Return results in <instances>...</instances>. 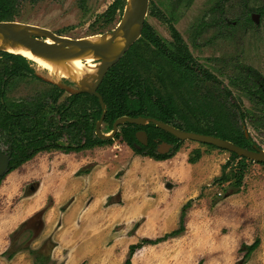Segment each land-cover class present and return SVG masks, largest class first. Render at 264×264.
<instances>
[{"label": "rangeland", "instance_id": "374dc122", "mask_svg": "<svg viewBox=\"0 0 264 264\" xmlns=\"http://www.w3.org/2000/svg\"><path fill=\"white\" fill-rule=\"evenodd\" d=\"M112 1L37 0L33 2L21 0V13L18 19L26 23L50 28L57 34L73 38L101 35L95 31L98 26L97 21L99 15L106 10ZM262 3L264 0H150V10L156 14L149 11L147 22L167 40L172 39L170 26L173 24L187 42L197 62L228 86L233 95L241 97L245 107L252 109V101L233 85L231 79H237L240 75L241 66L252 67L264 77V21L259 25H248L246 19L249 14V7L259 6ZM123 13L124 11L116 15L115 20L106 27L105 33L116 26ZM94 63L98 64L95 60ZM151 67L152 77L156 80L159 79L161 75L157 74L154 66ZM38 70L48 79L45 81L19 80L14 97L33 98L35 95L40 96L42 92L52 90V82L60 84L62 77H67L55 74L48 69L52 74L51 76L48 72L43 71L41 66H38ZM93 78L89 77L79 85L91 86ZM67 95L68 93L65 92L62 100ZM246 124L247 131L257 144L264 148V126L257 128L249 119ZM102 130L103 132L107 131L105 123L102 125ZM61 141L68 142L64 137L61 138ZM195 148H201L203 154L196 164L192 165L188 161V157L190 151ZM82 151L67 156L70 163L71 160L85 162V165L77 171L76 174L78 175L85 173L84 171L90 170L95 165L101 164L100 167H95L97 168L96 173L103 172V176L105 178L108 176L109 180H114L117 186L121 179L126 177L127 191H132V178L135 180L139 177L143 181L146 177H150L149 180L151 181H161L158 183L160 187H156L158 185L155 183L152 188L147 189V183L142 184L140 182L139 186L142 190H146L145 193L155 192L156 197H164L165 195L160 193L159 188L167 189L169 194L166 195V200L170 199L173 202L177 196L183 192H188L190 199L186 203L190 201V206L186 211H189L199 198L204 195L209 197L210 201L207 205L210 206V211H205L204 216L192 215L189 221L185 215V230L179 234L184 235L170 242V244H166V247H155L160 251L159 256L167 255L169 259L175 261L176 257L173 252H180L185 257H187L186 254L193 253L196 264H212L210 255L212 252H207L206 249L212 250L211 245L216 243L219 244L220 248V264H264V165L257 161L248 162L242 185L237 189L231 187L227 182L220 184L215 181V178L221 175L222 165L230 157V151L209 147L202 142L191 139L181 140V147L171 157L160 160L136 153L121 136L116 135L112 137L110 143ZM61 153L63 150L41 151L9 172L0 181V212L12 210L21 202L24 195L36 189L39 180L34 172L40 164H50L51 162L53 164L59 161L61 165L67 163L66 160L58 157L62 155ZM175 156H177L176 159L181 160L183 167L175 168L170 166V162H161V160L171 158L173 160ZM237 161L235 162L237 163ZM184 166H187V169ZM143 177L145 178L143 179ZM56 183L55 181L54 184H49L45 193L52 194L55 191L54 187H62L61 184ZM70 185H73V182L67 179L64 188L67 190ZM122 190L124 189L121 188L116 193L114 197L116 201L121 198ZM86 191L94 196V190L91 187H88ZM114 198L109 197L108 201L110 202ZM48 199L44 208L35 215L25 228L18 231L20 224L13 232L4 233L2 237L0 236V264H26L30 258L34 260V257L25 247L32 246L39 249L45 240L52 239L49 236L45 240L43 239L39 243L40 245L37 243V247H34L39 234L47 226L45 221L46 209L53 203L51 195ZM126 205L127 208L131 209L127 202ZM215 206L219 208L217 212L219 216L214 217L213 220L211 217L217 216L214 210L216 208H212ZM193 216H197L196 218L204 217L209 221V225H216L217 227L211 229L209 226V231L204 234L203 231L197 230ZM180 218L181 214H179L177 225L170 231L180 226ZM189 222L191 223L189 224ZM33 224L36 225L32 226ZM187 225L189 226L188 231ZM126 226L124 223H116L109 231V237L119 234L117 239L123 238L124 243L128 237H131L126 234L128 232ZM29 227H34L36 230L30 231ZM172 237L175 236L168 238ZM143 238H140L136 243L141 242ZM234 239L236 241L234 247L236 255L227 259L229 249L232 248L230 243H233ZM257 239L259 240L257 247L248 252V246ZM113 241L115 238L111 239L110 243ZM123 243L118 244L117 256H120L123 250ZM18 249L19 251L12 258L17 257V259L13 262L11 259H7V253L15 252ZM20 252H26L30 256L24 254L21 258ZM43 252L46 255L50 253L47 264H56L51 258L49 243L44 247ZM170 254L172 255L169 256ZM126 258L127 256L122 259L121 263L115 262L114 264H124Z\"/></svg>", "mask_w": 264, "mask_h": 264}, {"label": "trees", "instance_id": "16d2710c", "mask_svg": "<svg viewBox=\"0 0 264 264\" xmlns=\"http://www.w3.org/2000/svg\"><path fill=\"white\" fill-rule=\"evenodd\" d=\"M126 2L127 0H114L107 10L99 15L97 22L99 27L112 23L117 11L122 12ZM20 6L21 0H0V20L18 18L21 13ZM151 13L156 14L152 10ZM248 20H250L249 17ZM170 28L173 39L167 40L145 22L142 36L106 73L98 87V92L106 103L104 123L107 131L112 130L115 120L124 115L154 117L181 129L219 136L250 149L260 148L247 131L246 122L249 119L257 128L264 126V79L255 69L244 66H241L237 79H231L233 85L252 101V109L245 107L241 97L233 95L228 86L197 62L173 24ZM2 59L8 79L26 75L34 78L41 77L36 68L31 66L32 61L22 55L2 52ZM151 66H154L157 74L161 75L159 79L152 77ZM58 93H63L61 88ZM52 111H55V108ZM102 112L103 108L95 94L84 91L69 95L56 109L58 135L68 134V144L44 145L45 139L52 141L56 137L55 131L51 128L54 118L48 116L44 103L39 102L35 109H28L29 120L32 124L35 121V125L33 127L29 124L27 127L28 142L26 144L18 141L10 171L18 168L43 149L81 151L110 143L112 138H101L95 133L96 124ZM139 129H144L150 136L169 137L175 142L172 152L163 154L145 151L143 150L145 146L142 148L135 146L134 142H137L135 132ZM40 135L43 136L39 138ZM115 135L121 136L136 153L158 160L171 157L181 147V141L177 137L153 122L141 125L127 121L120 125ZM202 144L219 148L210 143L202 142ZM202 154L201 148H195L190 151L188 161L196 163ZM236 160H238L237 163ZM251 161L253 160L230 151V157L222 165L221 175L217 176L215 181L220 184L227 182L231 187L239 189L245 177L248 162ZM258 163L264 165V162ZM189 206L190 201L182 207L178 228L155 239L144 237L141 242L130 244L124 264H131L132 255L144 244L158 243L170 236L181 234L185 230L184 216ZM27 224L22 223L18 231L25 228ZM29 228L33 232L36 230L34 227ZM47 243L50 244L51 249L55 245V242L49 239L45 240L39 249L32 246L25 247L33 255L34 264L48 263L50 253L48 256L43 252ZM258 244V239L252 242L248 246V252L253 251ZM18 251L19 249L7 253V259H12Z\"/></svg>", "mask_w": 264, "mask_h": 264}, {"label": "crops", "instance_id": "0c3cea01", "mask_svg": "<svg viewBox=\"0 0 264 264\" xmlns=\"http://www.w3.org/2000/svg\"><path fill=\"white\" fill-rule=\"evenodd\" d=\"M79 152L83 151L61 153L62 155L58 157L67 161L63 165L59 161L53 164L52 162L50 164H40L37 167L34 172L39 180L36 189L24 195L21 202L12 210L0 212L1 237L4 233L13 232L20 224L43 209L49 200V195H51L53 203L46 209L45 221L47 226L39 234L34 247H37V243L40 245L39 243L43 239L45 240L49 236L52 237L55 245L51 249V258L56 264L121 263L122 259L127 256L130 244L136 243L143 237L155 239L158 236H163L177 225L181 209L186 201L190 199V196L187 194L188 192H183L173 202L170 199L166 200V195L169 194V190L167 189L162 190L159 188L160 193L165 195L164 197H156L155 192L145 193L146 190H142L139 186L140 182L142 184L147 183V189L152 188L155 183L158 185L161 182L151 181L149 180L150 177H143V179L145 178L143 181L139 177L135 180L132 178V191H127L128 186L125 185L126 177L121 179L120 184L117 186L114 180H109L108 176L105 178L103 172L99 171L96 173L97 166L100 167L101 164L95 165L88 172L78 175L76 174L77 171L85 165V162L71 160L70 163L68 161L70 159L67 156L78 154ZM173 158V160L171 158L161 160V162H170V166H174L175 168L183 167L181 160L176 159L177 156ZM190 164L194 165L196 163ZM184 168L187 169V166H184ZM67 179L70 182L72 181L73 185L68 186L66 190L64 184ZM55 181L61 184L62 187H54L55 191L52 194L45 193L49 184H54ZM15 186L19 187L18 185ZM88 187L94 190V196L92 193L86 191ZM121 188L124 189L122 190L123 193H121L122 196L119 198V201H116L114 197ZM109 197H113L114 199L109 202ZM209 201L210 199L206 195L199 198L198 202H195L190 207V210L186 211V219L189 221L192 215L204 216L206 214L205 211H210L211 209L207 205ZM126 202L130 205L131 209L127 208V205L125 206ZM144 205L147 207H142ZM212 208H216L214 210L217 215H213L211 217L213 219L219 216L217 213L219 208L216 206ZM147 213L148 215H146ZM193 217L195 218L194 225L197 226V230L203 231L204 234L207 233L206 231H209V226H211V229L216 226L209 225V221L204 217ZM116 223L127 225L126 229L128 232L126 234H129L131 237H128L124 243L123 238L117 239L119 234L111 235V238L109 237V231L112 230ZM188 230L189 226L187 225ZM183 235L168 238L158 243L144 244L132 255L131 264H196L197 262L194 259L195 255L193 253H188L186 254L187 257H185L180 252H173L176 258L175 261H172L167 255L159 256L160 251H158V248H155L158 246L166 247V244H170V242L181 238ZM113 238H115V241L110 243V240ZM119 243H123V250L120 256H117L116 252ZM230 245H232V248L229 249L230 252L227 259L236 255L234 248L236 245L235 239ZM211 247L212 250L206 249V251L212 252L210 254L212 264H220L219 244H212ZM24 254L30 256L26 252H20L21 258ZM15 259L17 257L11 259V261L13 262ZM28 261L26 264H34L31 258Z\"/></svg>", "mask_w": 264, "mask_h": 264}, {"label": "water", "instance_id": "95a60500", "mask_svg": "<svg viewBox=\"0 0 264 264\" xmlns=\"http://www.w3.org/2000/svg\"><path fill=\"white\" fill-rule=\"evenodd\" d=\"M149 3L150 0H127L120 22L114 29L102 35L71 38L58 35L51 29L36 24L16 20H5L0 21V40L4 46L23 45L33 54L49 60H61L87 54H94L97 59H100L97 71L89 76L94 77L91 86L84 87L79 85L82 82L84 83L89 77L81 81H76V88L66 87L60 83L62 87L68 88L71 92L87 91L98 96L103 108L101 118L96 124V133L100 137H114L119 126L127 121L136 124L153 122L158 127L174 134L180 139H191L203 143H210L219 148L236 152L238 155L245 156L250 160L264 162V148L250 149L219 136L181 129L154 117H133L124 115L115 120L110 133L102 132L101 126L106 113V103L97 89L108 69L115 64L141 36L149 10ZM4 46H0V49H4ZM136 137L141 142H147L148 136L144 130L138 131ZM7 159V156L0 157V175L4 174L6 171L8 165Z\"/></svg>", "mask_w": 264, "mask_h": 264}, {"label": "flooded vegetation", "instance_id": "af4514ba", "mask_svg": "<svg viewBox=\"0 0 264 264\" xmlns=\"http://www.w3.org/2000/svg\"><path fill=\"white\" fill-rule=\"evenodd\" d=\"M114 1V0H113ZM112 1V2H113ZM179 1H182V0H179ZM188 1V0H187ZM111 4V3H110ZM109 4V5H110ZM108 5V6H109ZM126 6V5H125ZM125 6L123 8V11L125 9ZM108 8V7H107ZM106 8V10H107ZM105 10V11H106ZM104 11V12H105ZM119 11V10H118ZM117 11V14L120 12ZM149 11L150 10V3H149V10H148V14H149ZM248 12L249 14L247 15L246 19H247V23L248 25H259L261 24L262 21H264V3H262L261 5L259 6H250L249 9H248ZM103 13V12H102ZM101 13V14H102ZM116 14V15H117ZM147 14V16H148ZM147 16H146V19H145V22H147ZM19 17V16H18ZM248 17L250 18V20H248ZM122 18V17H121ZM16 21H21L19 20L18 18L14 19ZM14 20H11V21H14ZM115 20V19H114ZM113 20V21H114ZM121 20V19H120ZM120 20L117 22V24L120 22ZM0 21H5V20H0ZM8 21V20H6ZM23 22V21H21ZM98 22V21H97ZM144 22V24H145ZM26 23V22H25ZM148 23V22H147ZM235 23V22H234ZM98 26L96 28V32L97 33H102L104 34L105 33V30H106V27L108 26H105V27H99V23H97ZM111 24V23H110ZM109 24V25H110ZM116 24V26H117ZM115 26V27H116ZM114 27V28H115ZM144 27V25H143ZM112 28V29H114ZM50 29V28H49ZM111 29V30H112ZM177 29V28H176ZM52 30V29H51ZM110 30V31H111ZM178 30V29H177ZM53 31V30H52ZM143 31V29H142ZM54 32V31H53ZM109 32V31H108ZM57 34V33H56ZM181 34V33H180ZM58 35H61V34H58ZM172 35V34H171ZM66 36V35H64ZM92 36H96V35H92ZM142 36V34H141ZM140 36V37H141ZM70 37V36H68ZM84 37H87V36H84ZM139 37V38H140ZM73 38V37H71ZM81 38V37H80ZM138 38V39H139ZM137 39V40H138ZM173 39V38H172ZM171 39V40H172ZM184 39V38H183ZM136 40V41H137ZM135 41V42H136ZM134 42V43H135ZM133 43V44H134ZM185 43L187 44V42L185 41ZM132 44V45H133ZM131 45V46H132ZM188 45V44H187ZM130 46V48H131ZM152 47L153 44H151ZM189 47V46H188ZM129 48V49H130ZM128 49V50H129ZM190 49V48H189ZM127 50V51H128ZM126 51V52H127ZM191 51V50H190ZM2 52H9V51H6L4 49H0V157L1 156H7V160H8V165H7V168H6V171L4 174L0 175V179H3L9 172L13 171L11 170L10 171V166H11V163H12V160H13V154L14 152L16 151V147H17V144H18V141H20V143H23V144H26L28 142V137H27V127L28 125L32 124V121L29 120L30 117L28 116V109H35V107L37 106V104L39 102L41 103H44L46 104V109H47V112L49 113V117H52L54 118V123L52 125V130L55 131L56 133V137H54L52 139V141H49V139H45L43 141V144L44 145H49V144H59V143H62V144H68V142L64 143L61 141V138H65L67 141H69V135L66 134V133H63V135L59 136L58 135V129H57V125H58V116L56 114V109L58 107V105L61 103V102H64L67 97L71 94H73L74 92H71L68 88L66 87H70V88H76L77 87V83L75 80H72L70 78H67V77H62V82L61 84H63L64 86L66 87H62L61 84H58L57 82H52V90L49 92H42L40 94V96L38 95H35V97L33 98H27L26 96H23V97H14L15 95V90H17V83L19 80H38V81H45L47 80L48 78H46L45 76H43L42 73L39 72L38 70V66H40L35 60L31 59V58H28L22 54H18V55H22L24 56L25 58H27L28 60L32 61L31 63V66L36 68L37 72L41 75L40 78H34L32 76H20L18 78H12V79H8V75L6 74V72L4 71V62H2ZM125 52V53H126ZM9 53H13V52H9ZM124 53V54H125ZM13 54H17V53H13ZM124 54L119 58V60L124 56ZM118 60V61H119ZM96 63L100 62V59H97L96 58ZM117 61V62H118ZM116 62V63H117ZM115 63V64H116ZM114 65V64H113ZM112 65V66H113ZM111 66V67H112ZM42 67V66H41ZM110 67V68H111ZM249 67V66H248ZM43 68V71H46L48 72L51 76L52 74L50 73V71L47 69V68ZM109 68V69H110ZM252 68V67H251ZM108 69V70H109ZM108 72V71H107ZM106 75V74H105ZM105 77V76H104ZM260 77H262L260 75ZM264 79V77H262ZM104 79V78H103ZM51 80V79H50ZM103 81V80H102ZM101 84V83H100ZM59 88L62 89V92L61 94H59ZM98 90V89H97ZM67 92L68 95L62 100V96L63 94ZM81 92H84V91H81ZM55 108V111H52L54 110ZM6 122V124L4 125V120ZM3 122V124H2ZM103 124H104V121H103ZM102 124V125H103ZM4 125V126H3ZM35 125V121L34 123L32 124V126L34 127ZM122 125V124H121ZM141 125H144V124H141ZM101 129H102V126H101ZM140 130H144V129H139L135 132V135L137 134L138 131ZM164 130V129H163ZM37 131V130H36ZM111 131V130H110ZM110 131H105L102 132L103 133H106V132H110ZM118 131H119V128H118ZM117 131V132H118ZM145 131V130H144ZM166 131V130H165ZM116 132V133H117ZM33 133V131L31 132V134ZM95 133H96V130H95ZM147 133V132H146ZM172 134V133H171ZM97 135V133H96ZM174 135V134H173ZM43 135H40L39 138H41ZM98 136V135H97ZM147 142L144 143V142H141L140 140L137 139V142H134V145L137 146L138 148H142V146H145V148H143V150L145 151H155V152H158V153H170L174 146H175V142L171 141L170 138H164L162 135H152L150 136L148 133H147ZM175 136V135H174ZM100 137V136H99ZM177 137V136H175ZM103 138V137H101ZM178 138V137H177ZM179 141L181 140H184V139H180L178 138ZM90 149V148H89ZM53 150H61V149H56V148H51V149H43V150H40L38 151L41 152V151H53ZM84 150V149H83ZM63 152H65L63 150ZM71 152V151H69ZM36 153V155L38 154ZM65 153H68V152H65ZM34 157V156H33ZM32 157V158H33ZM30 160V159H29ZM28 161V160H27ZM26 162V161H25ZM24 162V163H25ZM23 164V163H22ZM21 164V165H22ZM20 165V166H21ZM15 170V169H14ZM41 211V210H40ZM39 212V211H38ZM38 212H36L33 216H31V218L27 219L26 221H24L23 223H28L30 224V222L32 221V219H34L35 215L38 214ZM27 224V225H28ZM36 224H33L32 226H34Z\"/></svg>", "mask_w": 264, "mask_h": 264}, {"label": "bare ground", "instance_id": "6f19581e", "mask_svg": "<svg viewBox=\"0 0 264 264\" xmlns=\"http://www.w3.org/2000/svg\"><path fill=\"white\" fill-rule=\"evenodd\" d=\"M0 46H4L0 40ZM4 50L22 54L28 58L35 60L40 66L50 69L53 73L64 75L75 81H81L94 74L97 71L98 64L94 63L96 57L94 54L81 55L61 60H49L47 58L33 54L27 47L23 45L4 46Z\"/></svg>", "mask_w": 264, "mask_h": 264}]
</instances>
